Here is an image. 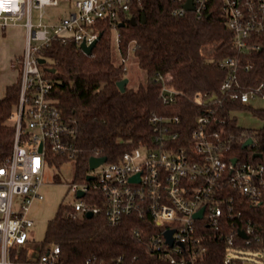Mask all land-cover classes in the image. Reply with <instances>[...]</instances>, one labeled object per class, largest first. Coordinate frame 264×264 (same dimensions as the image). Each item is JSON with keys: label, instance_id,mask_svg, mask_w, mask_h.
I'll list each match as a JSON object with an SVG mask.
<instances>
[{"label": "built area", "instance_id": "obj_1", "mask_svg": "<svg viewBox=\"0 0 264 264\" xmlns=\"http://www.w3.org/2000/svg\"><path fill=\"white\" fill-rule=\"evenodd\" d=\"M177 1L179 7L173 15L179 17L193 12L200 20L212 6L222 9L233 32L232 47L239 56L221 62L226 69L221 91L243 104L258 100L264 103V78L249 91H241V74L255 67L249 56L264 50V0H193V11L185 7L188 0ZM62 4H66L67 14L47 13L48 7ZM143 4L144 0H0V34L12 25H23L27 33L25 52L13 63L14 68L20 65L19 104L12 116L16 128L13 152L0 166V264H76L63 259L60 246L50 245L43 250L42 246L35 247L30 237L35 224L31 206L36 200H44L41 189L50 155L70 159L75 156V129L52 98L55 82L40 64V52L56 38L74 41L80 48L84 43L90 46L99 40L101 23L116 26L122 14ZM119 38L118 33V41ZM211 47L216 48L214 54L200 52ZM220 49L221 43L208 45L201 47L198 54L214 57ZM156 80L161 84L163 102L183 109L184 95L170 85V75H158ZM213 97L198 93L193 101L199 105L214 103L217 98L212 100ZM150 123L155 133L154 146L126 152L120 160L107 161L91 171L88 176L93 179L72 184L77 201L71 205L70 215H96L104 210L114 225L129 216L148 219L162 231L150 240L162 264H199L202 239L198 237L197 222L220 228L222 218L235 210V198L229 190L238 192L252 206L263 202L264 152L257 139L247 138L243 145L253 140L245 148L249 157L230 155L235 138L223 128L225 121L216 129L208 115L198 117L186 136L179 115L153 114ZM79 192L84 197L79 198ZM93 192L104 201V209L85 200ZM202 208L203 218L197 219L195 215ZM170 230L174 231L172 245L165 236ZM254 230L249 221L241 230L247 238H242L240 231L238 236L250 244ZM228 243L224 264H238V258L248 264L236 255L233 235L228 237ZM82 264L101 263L88 259Z\"/></svg>", "mask_w": 264, "mask_h": 264}, {"label": "trees", "instance_id": "obj_2", "mask_svg": "<svg viewBox=\"0 0 264 264\" xmlns=\"http://www.w3.org/2000/svg\"><path fill=\"white\" fill-rule=\"evenodd\" d=\"M177 7V0H144L142 7L134 6L131 12L122 14L121 22L116 26L110 22L101 23L99 40L90 55L74 41L64 42L60 38L40 52L46 60L43 68L55 82L52 98L64 119L75 129L74 158L51 154L49 159L59 166L74 162V183L87 181L92 157L118 161L126 152L145 145L154 146L155 133L150 123L153 114L179 115L185 126V136L194 128L198 117L208 115L216 129L221 128V121H225L223 128L235 138L230 155L248 158V150L243 148V140L247 138L257 139L264 152V129L247 130L232 114L253 108L221 91L226 78V69L221 67V62L239 56L232 47L233 32L226 24L224 12L212 6L199 20L193 12L174 16ZM115 28L120 35V63L114 61L112 38ZM219 43L221 49L216 56L198 54L201 47ZM208 51L214 54L216 48ZM130 55L136 58L146 79L138 87L127 85L122 92L118 84L128 75ZM249 57L253 58L255 67L251 72L241 74L242 92L249 91L264 78V50ZM158 75H170V85L184 95L183 109L163 102L161 84L156 80ZM198 93L203 97L215 96L217 100L196 104L193 98ZM19 95L20 80L9 85L0 99V166L13 152L16 128L12 116L18 107ZM255 112L264 117V110ZM229 192L235 198V210L222 218L220 228L197 222L198 237L202 239L199 264H224L231 235L239 255L246 250L264 249V200L260 205L252 206L238 192ZM85 200L92 206L105 207L96 192L89 193ZM72 210L71 205L62 203L59 206L48 222L43 250L58 245L63 259L76 264L88 259L101 264H162L150 247L151 237L162 231L150 220L129 216L114 225L109 223L104 210L91 218L71 216ZM249 221L255 230L247 244L238 232L245 229ZM242 261L241 258L237 260L238 264Z\"/></svg>", "mask_w": 264, "mask_h": 264}, {"label": "rangeland", "instance_id": "obj_3", "mask_svg": "<svg viewBox=\"0 0 264 264\" xmlns=\"http://www.w3.org/2000/svg\"><path fill=\"white\" fill-rule=\"evenodd\" d=\"M66 4L59 7H48L47 13L64 15ZM38 12H34V21L37 22ZM113 54L115 63L122 61L118 47V32H113ZM27 41L20 42L18 37L10 39L7 44L0 46V98L4 96L6 88L18 82L20 65L17 68L13 67V63L18 58L22 57L26 49ZM15 53L16 57L10 59V54ZM199 53V52H198ZM129 79L128 86L138 87L145 82V73L140 69L137 60L130 55L127 60ZM253 110L234 111L232 114L237 118L238 124L247 129L258 131L264 129V117L256 114L255 111L264 110V103L260 100L249 104ZM13 124V120H12ZM75 181V164L72 161L64 162L60 166L51 160L46 165L44 175V185L41 192L44 195V200H36L31 206V217L35 224L30 230V237L35 247H41L45 239L48 222L56 215L59 206L64 203L73 205L77 201V196L72 192L71 186ZM18 199V198H17ZM243 259H246L250 264H264V249L260 251L246 250L241 255L236 254Z\"/></svg>", "mask_w": 264, "mask_h": 264}, {"label": "water", "instance_id": "obj_4", "mask_svg": "<svg viewBox=\"0 0 264 264\" xmlns=\"http://www.w3.org/2000/svg\"><path fill=\"white\" fill-rule=\"evenodd\" d=\"M186 9L188 11H193L194 10V6H193V0H188V3L186 4ZM132 22L135 23V19L132 18L131 20ZM122 26V25H121ZM98 40L95 41L92 45L90 46H87L85 43L81 45V49L82 51L86 54V55H90L93 51V49L95 48L96 44H97ZM209 49H214L213 47L211 48H205L204 52H208L210 53V51H208ZM211 54V53H210ZM40 64L42 65H45L46 64V60L41 58L39 60ZM52 72H55V70H52ZM129 83V79L128 78H125L124 80H122L121 82H119L118 86L119 88L121 89L122 92L125 91L126 89V86L128 85ZM216 97L214 96L212 98V100H215ZM253 143V140L252 139H249L247 142H245V144L243 145V148H247L248 146H250L251 144ZM42 150V148H41ZM255 157H261L260 154H256ZM108 161V159L106 157H92L89 161V167H90V171H94L96 170L98 167H100L102 164L106 163ZM237 160H234V163H236ZM88 180H91L93 179V176L89 175L87 177ZM135 180V178L133 179ZM78 197L81 198V197H84V193L83 192H79L78 193ZM204 211H205V208H202L196 215L195 217L197 219H202L203 218V214H204ZM87 216L89 218L93 217V213H88ZM173 234H174V231L173 230H170V231H167L165 233V236H166V239L168 241V243H170L171 245L173 244ZM239 235L242 237V238H247V235L243 232V231H240L239 232ZM250 264V263H248Z\"/></svg>", "mask_w": 264, "mask_h": 264}, {"label": "crops", "instance_id": "obj_5", "mask_svg": "<svg viewBox=\"0 0 264 264\" xmlns=\"http://www.w3.org/2000/svg\"><path fill=\"white\" fill-rule=\"evenodd\" d=\"M26 35H27L26 29L23 25H12L6 30V32H4L3 34H0V46H4L5 44H7V42L10 39H13L15 37H18L20 42L23 43L26 40ZM9 56H10L11 60L16 57L15 53H11ZM4 96H5V94H4ZM3 97H1V98H3Z\"/></svg>", "mask_w": 264, "mask_h": 264}]
</instances>
